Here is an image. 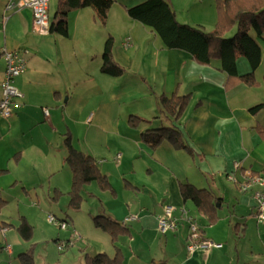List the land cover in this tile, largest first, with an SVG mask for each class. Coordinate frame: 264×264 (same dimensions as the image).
I'll use <instances>...</instances> for the list:
<instances>
[{
  "label": "crops",
  "instance_id": "crops-1",
  "mask_svg": "<svg viewBox=\"0 0 264 264\" xmlns=\"http://www.w3.org/2000/svg\"><path fill=\"white\" fill-rule=\"evenodd\" d=\"M9 1L0 0V50L23 53L26 70L14 79L22 98L13 100L9 118L0 116V264H21L23 253L34 264H83L85 254L111 251L113 256L116 250L122 264H264V223L254 217L252 191L227 180L232 173L239 182L244 171L264 173V136L258 130H264V109L249 112L264 103L263 77L249 87L228 79L217 62L200 65L184 51L166 49L151 29L127 15L144 0H113L104 27L89 8L71 11L66 37L50 30L36 33L27 8L5 17ZM52 1L50 24L49 13L54 15L58 5ZM167 1L179 23L214 33L217 0ZM235 32L233 26L223 37ZM108 35L112 59L124 70L118 77L100 71ZM258 43L261 64L264 34ZM237 70L246 74L247 62ZM4 72L0 56V98ZM173 94L190 95L178 120L159 111L158 98ZM130 117L141 122L131 126ZM171 125L191 152L166 141L151 150L141 141L144 131ZM66 135L75 149L95 160L113 189L108 197L96 183L84 187L83 200L96 201L89 206L94 215L88 213L83 225L68 208ZM181 183L213 195L214 222L182 199ZM167 206L174 210L177 228L161 233L156 218ZM49 214L69 224L63 234L51 231ZM98 215L123 228L114 243L93 226ZM128 217L135 219L125 221ZM22 218L32 228L29 242L16 230ZM186 218L204 241L217 246L189 254ZM73 231L79 238L74 240ZM70 240L78 252L58 259L57 245Z\"/></svg>",
  "mask_w": 264,
  "mask_h": 264
},
{
  "label": "trees",
  "instance_id": "trees-1",
  "mask_svg": "<svg viewBox=\"0 0 264 264\" xmlns=\"http://www.w3.org/2000/svg\"><path fill=\"white\" fill-rule=\"evenodd\" d=\"M113 0H58L54 22L49 30L67 36V17L71 11L89 8L94 12L95 20L104 27L108 12ZM218 14L214 33H206L203 29L181 24L176 20L175 13L167 0H144L139 5L127 9L129 18L138 21L143 26L151 29L168 50H181L188 53L200 65L218 63V70L228 79L244 83L246 86L258 85L254 73L261 61V47L258 43L264 34V0H217ZM236 26L233 36L223 37L224 33ZM252 32V34H251ZM113 38L107 36L103 44L102 62L100 71L111 77H118L123 73V68L112 59ZM245 59L249 66L246 74L240 75L237 70V60ZM264 82V77H263ZM190 95L160 96L158 105L160 113L165 118L178 120L187 107ZM264 109V103L249 110L252 115ZM141 119L129 118V124L134 126ZM261 136L264 130L258 128ZM141 141L154 150L161 142L166 141L175 148L188 150L181 131L175 126L149 129L141 134ZM66 156L65 166L71 173V187L67 194L69 197L68 208L78 210L83 202L82 192L86 185L96 183L101 191H113L108 178L99 170L95 160L75 149L69 135L63 140ZM180 195L184 201H191L195 208L207 217L209 223L214 222L216 216L213 210L214 197L207 191L199 190L190 184H180ZM93 226L109 235L114 243L116 236L123 232V228L113 219L98 215L92 218ZM20 238L29 242L32 228L22 218L16 228ZM21 264H34L33 258L28 253L19 256ZM83 264H122V257L118 250L113 256L106 253L83 257Z\"/></svg>",
  "mask_w": 264,
  "mask_h": 264
},
{
  "label": "built area",
  "instance_id": "built-area-1",
  "mask_svg": "<svg viewBox=\"0 0 264 264\" xmlns=\"http://www.w3.org/2000/svg\"><path fill=\"white\" fill-rule=\"evenodd\" d=\"M50 0H10L4 9L5 17L9 16L12 11L27 8L31 11L33 20V29L38 34H44L49 31L50 23L48 19V7ZM0 56L5 62L4 79L1 84V98H0V116L7 119L12 114L13 100L22 98L21 93L14 87V79L26 70V61L23 53L19 51L0 50ZM44 114L47 115V110L44 109ZM238 168V164H235ZM227 180L236 184L238 188L243 191H252V200L254 202V217L259 223H264V173L253 175L249 171H244L242 174V181H238L234 175H227ZM173 208L164 207L163 212L159 215L157 220V229L161 233L173 232L177 228V219L173 217ZM185 215L186 212L182 211ZM134 217H128L125 221L134 220ZM47 223L57 226L60 230H66L69 224L65 221L56 219L49 214L46 217ZM189 223V234L187 237L186 250L189 254L194 253L200 249H208L216 247L217 245L209 243L202 239L197 225L190 219L186 218ZM73 238H79L78 234L73 231ZM73 242L67 241L59 243L57 249L60 252L65 251L72 246Z\"/></svg>",
  "mask_w": 264,
  "mask_h": 264
},
{
  "label": "rangeland",
  "instance_id": "rangeland-1",
  "mask_svg": "<svg viewBox=\"0 0 264 264\" xmlns=\"http://www.w3.org/2000/svg\"><path fill=\"white\" fill-rule=\"evenodd\" d=\"M56 2H55V0H53L52 1V5L53 4H55ZM49 16H50V19H53V17H54V15L52 14V11H50V13H49ZM233 34L234 33H231V34H229V35H227L228 37L227 38H229V37H231V36H233ZM251 34H252V32H251ZM239 61V62H238ZM237 66H238V68H240L241 67V63H243L245 66H246V61H245V59H243V58H239L238 60H237ZM254 77H264V54H263V57H262V62H261V64H260V66H259V68L257 69V71H255V73H254ZM261 85H263L264 86V82H263V79H262V84ZM233 174V173H232ZM231 175V174H230ZM234 176H235V174H233ZM236 176L238 177V175L236 174ZM235 176V177H236ZM229 183V182H228ZM231 184V183H230ZM93 185H96V184H93ZM232 185V184H231ZM87 193V191H85V192H83L82 193V196L84 195L85 197H86V195H88V193ZM105 193H107V195L109 194H111V191H109V192H105ZM109 195H108V197H109ZM88 197V196H87ZM84 201V200H83ZM96 201V200H95ZM95 201H93V198H90V197H88L87 198V200L86 201H84V202H82V204H81V206H80V209L79 210H76V211H74V210H69L71 213H75V216H76V221H79V222H81L82 223V225H83V222H84V219L86 218V219H88L89 217L87 216V214L88 213H91L90 212V204L92 203V202H94L95 203ZM99 203V201L98 202H96V204H98ZM92 215H94V213H93V211H92V213H91ZM174 217V216H173ZM175 218V217H174ZM49 225H51V224H49ZM51 231H54V229H56V231H54V232H57V233H60V234H63L64 232H63V230H60L57 226H55V225H51ZM99 231V230H98ZM100 233V235L102 236V237H104V239H109V241H110V238L106 235V234H104V233H101V232H99ZM75 240V239H74ZM74 240H72L73 241V244H72V246H70V247H68L65 251H63L62 253H60L61 255H58L57 256V258L58 259H61L64 255H67V257H68V255H70V253L72 252V253H76V252H78V249H77V247L75 248V246H74V244L76 243ZM109 256H112V252L111 251H109Z\"/></svg>",
  "mask_w": 264,
  "mask_h": 264
}]
</instances>
